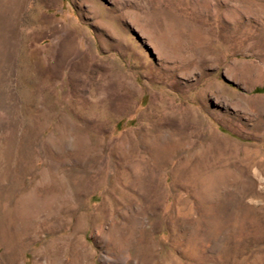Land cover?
I'll use <instances>...</instances> for the list:
<instances>
[{
	"label": "rangeland",
	"instance_id": "1",
	"mask_svg": "<svg viewBox=\"0 0 264 264\" xmlns=\"http://www.w3.org/2000/svg\"><path fill=\"white\" fill-rule=\"evenodd\" d=\"M0 264H264V0H0Z\"/></svg>",
	"mask_w": 264,
	"mask_h": 264
}]
</instances>
